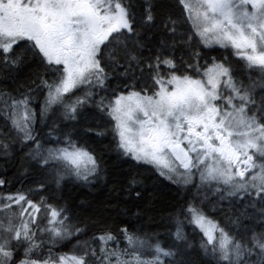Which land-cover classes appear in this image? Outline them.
Wrapping results in <instances>:
<instances>
[{"label":"snow or ice","instance_id":"1","mask_svg":"<svg viewBox=\"0 0 264 264\" xmlns=\"http://www.w3.org/2000/svg\"><path fill=\"white\" fill-rule=\"evenodd\" d=\"M0 264H264V0H0Z\"/></svg>","mask_w":264,"mask_h":264},{"label":"trees","instance_id":"2","mask_svg":"<svg viewBox=\"0 0 264 264\" xmlns=\"http://www.w3.org/2000/svg\"><path fill=\"white\" fill-rule=\"evenodd\" d=\"M14 170H15L14 167H10L9 168L8 175L11 176L12 173L14 172ZM106 191H107L106 189L100 188V189H98L95 192L88 193V190L87 189H82V190H80V193L79 194H87L89 196H94V197H97L98 199H102L103 196H104V194L106 193Z\"/></svg>","mask_w":264,"mask_h":264}]
</instances>
